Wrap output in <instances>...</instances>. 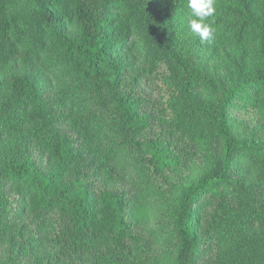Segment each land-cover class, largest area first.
<instances>
[{"label": "trees", "instance_id": "16d2710c", "mask_svg": "<svg viewBox=\"0 0 264 264\" xmlns=\"http://www.w3.org/2000/svg\"><path fill=\"white\" fill-rule=\"evenodd\" d=\"M214 7L206 21L214 38L202 43L190 28L188 0H0V65L18 69L0 75V116L25 146L39 149L7 158L0 171V242L14 229L17 244L33 247L55 215L58 259L78 264L90 252L96 264H134L141 247L131 214L141 209L117 185L130 186L136 167L148 175L143 181L170 176L190 164L192 152L163 136L140 138L151 127L142 98L111 90L127 74L139 80L164 63L171 72L165 128L206 159L175 200L172 264H203L213 238L227 245L216 264H264V197L236 177L238 162L264 167V0H215ZM59 64L102 95L114 113L108 127L91 115L82 122L90 137H80L68 108H78L81 93L59 79ZM203 83L217 84L215 103L204 98ZM231 108L251 117L245 136L232 133ZM17 214L37 221L34 234L26 237Z\"/></svg>", "mask_w": 264, "mask_h": 264}, {"label": "rangeland", "instance_id": "374dc122", "mask_svg": "<svg viewBox=\"0 0 264 264\" xmlns=\"http://www.w3.org/2000/svg\"><path fill=\"white\" fill-rule=\"evenodd\" d=\"M40 66L33 67L31 69L32 72H38V75L43 74L44 69ZM53 69H55L54 72L60 80L70 84L73 89L77 90V94L81 93L78 108H68L78 119L77 125L82 129L80 137H90V133L85 134L87 130L82 122L86 121L91 115L99 116L102 126L108 127V124L114 118V113L110 111V107L105 106L101 101L102 95L91 88L88 89L87 83L73 77L65 65L59 64ZM17 70L14 65L10 67L0 65V75L4 78ZM205 72L207 77L212 75L210 67L206 68ZM170 74V69H167L166 64L162 63L156 72H144L139 80H136L135 74L132 76L130 73L127 74L122 88L111 90L114 93L119 90L122 93H132L142 98V109L149 115L151 127L140 138L147 139L163 136L166 141L170 140L177 151L181 150L183 153L185 151L192 152L190 154V164L183 166L182 169L172 171L169 174L170 176H155L150 181H143L148 180V175L142 174V169L136 167L137 171L131 175L133 181H130V186H124L122 183L117 185L122 188L128 187V190L130 189L129 195L134 198L137 208L140 207L141 209L140 211L134 210L131 214L135 224V234L139 239V247H141L138 257H132L134 264H172L177 242L171 226L175 200L181 185L198 178L206 164L204 154L197 151L196 148H192L193 144L191 142L180 139L178 134H173L170 129L165 128L168 126L165 125L164 117L166 115L167 100L171 93L165 78ZM40 77L45 80L44 76ZM200 90H202V94L207 101H211V103L217 101L215 96L219 94L217 84L213 87L208 83H203ZM107 92L102 93L105 95ZM111 94L113 93L110 92L109 95L111 96ZM44 95L48 97L51 93L45 90ZM107 99H109V96L105 97V101ZM229 111L232 133L237 136H245L252 124L251 117L246 111L238 108H231ZM95 121L97 119L92 122L97 124ZM70 132L76 137L77 132L72 126H70ZM107 133L106 131L103 134H99V137H106ZM25 149L34 155L39 153L37 147L25 146L24 139L19 132L0 116V171H3L7 158L26 154ZM131 154L133 155V153ZM138 161V166L141 162L144 165V159L138 158ZM237 171L239 174L236 177L250 183L259 192V196L262 194L264 197V167L252 165L248 162H238L236 164ZM91 176L94 178V175ZM140 181H143L144 186H139ZM102 183L101 180H98V185ZM209 210H211L210 207L208 208ZM16 217H18L16 224L28 226L23 230L26 233V237L36 232L39 226L37 221L21 217L19 214ZM59 228L60 221L58 218L55 215H50L45 220L39 235L34 236L40 237V240L38 239L33 247L28 245L27 248H22L15 242L20 238L17 230L14 231L13 229L10 232L3 233L4 239L0 242V264H75L71 258L58 259L57 257L58 244L54 237L58 234ZM226 247V243L213 238L203 254V264H216ZM94 256L93 253L88 252L84 258L78 260V264H96Z\"/></svg>", "mask_w": 264, "mask_h": 264}, {"label": "clouds", "instance_id": "9594fccd", "mask_svg": "<svg viewBox=\"0 0 264 264\" xmlns=\"http://www.w3.org/2000/svg\"><path fill=\"white\" fill-rule=\"evenodd\" d=\"M214 3L215 0H188L191 15L195 17L190 20V28L199 36L202 43L211 42L214 38L215 29L206 22L216 11Z\"/></svg>", "mask_w": 264, "mask_h": 264}]
</instances>
